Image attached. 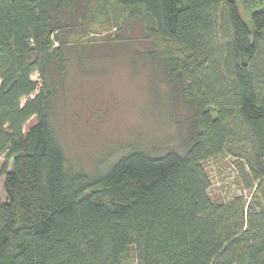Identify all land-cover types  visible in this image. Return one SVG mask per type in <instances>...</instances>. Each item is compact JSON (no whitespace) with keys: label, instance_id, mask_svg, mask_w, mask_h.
I'll return each mask as SVG.
<instances>
[{"label":"trees","instance_id":"16d2710c","mask_svg":"<svg viewBox=\"0 0 264 264\" xmlns=\"http://www.w3.org/2000/svg\"><path fill=\"white\" fill-rule=\"evenodd\" d=\"M113 1L154 21L148 56L188 108L185 146L72 172L51 113L89 0H0V264H264V0H242L252 32L234 0ZM222 154L248 195L210 194Z\"/></svg>","mask_w":264,"mask_h":264},{"label":"rangeland","instance_id":"374dc122","mask_svg":"<svg viewBox=\"0 0 264 264\" xmlns=\"http://www.w3.org/2000/svg\"><path fill=\"white\" fill-rule=\"evenodd\" d=\"M234 1L252 32L249 11L242 0ZM85 19L84 30L66 36L64 73L55 77L57 96L51 122L67 167L92 175L132 149L152 154L183 150L188 108L180 92L165 81L161 60L148 56L155 44L148 34L155 26L153 19L144 12L131 16L129 8L113 0H89ZM154 38L158 48L167 46ZM35 121L31 117L24 132ZM3 162L0 157L2 199ZM239 164L225 154L205 163L213 197L249 194L243 189ZM124 260H134L132 247Z\"/></svg>","mask_w":264,"mask_h":264}]
</instances>
